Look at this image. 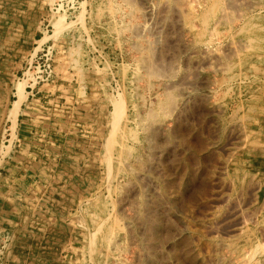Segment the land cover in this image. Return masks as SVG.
<instances>
[{
	"label": "rangeland",
	"instance_id": "rangeland-1",
	"mask_svg": "<svg viewBox=\"0 0 264 264\" xmlns=\"http://www.w3.org/2000/svg\"><path fill=\"white\" fill-rule=\"evenodd\" d=\"M0 264H264V0H0Z\"/></svg>",
	"mask_w": 264,
	"mask_h": 264
},
{
	"label": "crops",
	"instance_id": "crops-1",
	"mask_svg": "<svg viewBox=\"0 0 264 264\" xmlns=\"http://www.w3.org/2000/svg\"><path fill=\"white\" fill-rule=\"evenodd\" d=\"M28 98L29 100L27 102L24 101L21 103L18 115L15 119L14 128L16 131L17 142L15 144L16 148L14 149V152L17 153V157L19 158L18 167L24 168L26 170L30 169L31 166H33L31 161L32 158L30 156L33 153L47 152L45 149H49L51 144H55L54 147H60L63 151H66L65 149H67L68 146V149L70 148L69 150H71L69 153L72 154L70 157L74 159V161L69 162V166L71 169L78 170V175L81 174V182H83V176L88 173V170L91 167L89 164V157L84 153L85 151L89 152L90 149L84 147L83 143V146H78L77 144L71 143L70 141H72L73 138L69 140L67 134H65L66 136L64 137L61 135L56 137L55 132L51 133L50 129L52 128L55 130L64 131L65 124L63 120H56V122H59V128H57L53 123L55 121L54 117L52 115L48 117L49 115H42L35 112V108H32V99H30V96ZM13 122L14 120H11L10 125H14ZM43 122H47L50 125L47 128H44L42 125ZM74 155L79 157H74ZM96 167L101 166L98 164ZM68 183L71 184V182ZM22 195H25V191H23V189L17 187L16 185H11V189L7 192V195L5 194L3 202H8L11 204L12 202L14 203L17 201V204L20 206L21 204L19 201L22 200ZM12 208H14L13 205Z\"/></svg>",
	"mask_w": 264,
	"mask_h": 264
},
{
	"label": "bare ground",
	"instance_id": "bare-ground-1",
	"mask_svg": "<svg viewBox=\"0 0 264 264\" xmlns=\"http://www.w3.org/2000/svg\"><path fill=\"white\" fill-rule=\"evenodd\" d=\"M60 20H61V19H60ZM60 20H59V21H60ZM150 22H151V21H150ZM159 26H160V25H159ZM253 39H254V38H253ZM139 70H140V69H139ZM147 70H148V69H147ZM122 142H123V141H122Z\"/></svg>",
	"mask_w": 264,
	"mask_h": 264
}]
</instances>
